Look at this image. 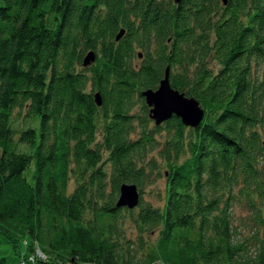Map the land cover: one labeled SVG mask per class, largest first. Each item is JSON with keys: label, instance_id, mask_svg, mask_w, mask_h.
I'll return each instance as SVG.
<instances>
[{"label": "trees", "instance_id": "1", "mask_svg": "<svg viewBox=\"0 0 264 264\" xmlns=\"http://www.w3.org/2000/svg\"><path fill=\"white\" fill-rule=\"evenodd\" d=\"M168 68L196 128L150 117ZM0 240L25 264H264V0H0Z\"/></svg>", "mask_w": 264, "mask_h": 264}, {"label": "water", "instance_id": "2", "mask_svg": "<svg viewBox=\"0 0 264 264\" xmlns=\"http://www.w3.org/2000/svg\"><path fill=\"white\" fill-rule=\"evenodd\" d=\"M179 3L181 0H174ZM125 31H121L116 40L123 37ZM140 57H142L140 55ZM96 56L90 52L84 59V66L88 67L95 62ZM170 69L166 70L165 78L160 82V87L156 90L143 92L147 106L150 108V117L160 125L173 117L181 119L186 126L196 128L203 118L204 111L199 107V103L194 99H189L183 94L172 89L170 85ZM96 102L101 106L100 94L96 95ZM140 203V195L136 186L124 185L121 187V196L117 202V207L136 208Z\"/></svg>", "mask_w": 264, "mask_h": 264}, {"label": "rangeland", "instance_id": "3", "mask_svg": "<svg viewBox=\"0 0 264 264\" xmlns=\"http://www.w3.org/2000/svg\"><path fill=\"white\" fill-rule=\"evenodd\" d=\"M134 62L137 64L139 62L138 59H135ZM153 124V123H152ZM165 188V180L162 178L159 181H156L153 185L148 186L146 188V193L143 196V199L147 202H151L152 205H159L162 204L160 202L159 195ZM247 214V211L239 206L235 207V215L237 218H240L242 215ZM240 231L241 228H240ZM245 230V234H246ZM128 236H132L131 233H128ZM23 253V254H22ZM22 253L16 254L10 245H8L4 240H0V264H25V261L23 262V255L26 254V247L25 245L22 246ZM39 253V252H38ZM40 257L45 259L46 257L40 253ZM32 258V257H31ZM2 259H5L2 261ZM35 257H33L34 261ZM29 262H31V259L29 258Z\"/></svg>", "mask_w": 264, "mask_h": 264}, {"label": "built area", "instance_id": "4", "mask_svg": "<svg viewBox=\"0 0 264 264\" xmlns=\"http://www.w3.org/2000/svg\"><path fill=\"white\" fill-rule=\"evenodd\" d=\"M38 256H40V253H38ZM31 259V261H33L32 259H33V256H32V258H30Z\"/></svg>", "mask_w": 264, "mask_h": 264}]
</instances>
